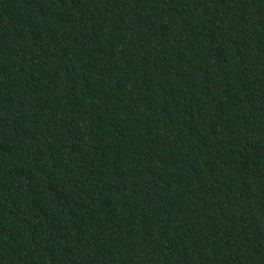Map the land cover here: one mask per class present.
I'll return each mask as SVG.
<instances>
[{
    "label": "trees",
    "instance_id": "trees-1",
    "mask_svg": "<svg viewBox=\"0 0 264 264\" xmlns=\"http://www.w3.org/2000/svg\"><path fill=\"white\" fill-rule=\"evenodd\" d=\"M0 264H264V0H0Z\"/></svg>",
    "mask_w": 264,
    "mask_h": 264
}]
</instances>
